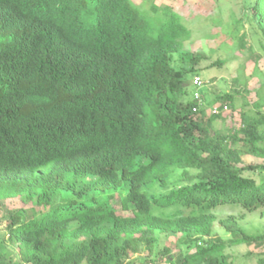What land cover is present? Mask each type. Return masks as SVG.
<instances>
[{
    "label": "trees",
    "instance_id": "obj_1",
    "mask_svg": "<svg viewBox=\"0 0 264 264\" xmlns=\"http://www.w3.org/2000/svg\"><path fill=\"white\" fill-rule=\"evenodd\" d=\"M158 1L0 0V200L33 203L0 232V264H264V233L227 217L223 237L212 212L264 208V93L257 116L210 133L176 63L203 59L185 50L186 1ZM247 10L264 48V0ZM235 47H250L245 34ZM216 97L213 115L233 109ZM170 234L178 253L162 246Z\"/></svg>",
    "mask_w": 264,
    "mask_h": 264
},
{
    "label": "rangeland",
    "instance_id": "obj_2",
    "mask_svg": "<svg viewBox=\"0 0 264 264\" xmlns=\"http://www.w3.org/2000/svg\"><path fill=\"white\" fill-rule=\"evenodd\" d=\"M160 1L158 2L160 3ZM185 1L183 16L194 32L192 38L185 42V50L192 56L203 58L193 64L185 55L176 56L178 66L189 68L185 76L187 82L185 99H192V92L195 89L192 80L194 76H200L206 81L202 88L206 100L202 124L208 127L210 133L228 134L233 128H237L242 123L249 121L251 117L257 116L255 104L263 101L264 48L261 46L262 36L256 21L247 10V4L254 0ZM204 5H210L209 11L203 7ZM228 30H232L230 36H224ZM241 34H245V45H250V47L245 50L236 49V47L234 49V43L237 42V38ZM221 38H226L225 45L227 46L222 45ZM206 39L216 40L217 43L214 42V45L218 46L220 43L222 47L219 45V48L211 53V44ZM219 59L226 60V63L212 64ZM258 91L261 92V95L258 94ZM225 92L234 97L233 109L217 116L211 114V109L214 106L224 103L223 100H217L216 96ZM261 131L264 134V125L261 127ZM247 160L254 161L250 156ZM254 177L258 180L260 176L255 174ZM149 191L159 194L163 190L158 186H152ZM114 203L117 205L118 211L124 213L117 198ZM20 208H26L27 215L30 217L33 203H26L21 197L0 200V232L4 233L11 214ZM153 211L155 214L165 217H175L191 212L190 209L185 208H154ZM212 212L217 218L216 231L223 237L228 235L220 227L218 221L227 217L234 218L248 233H264V208L247 211L239 206L224 205ZM161 241L162 246L168 244L173 248L174 253L179 252L175 235L170 234L167 241L161 237ZM249 249L246 245H240L234 246L230 251L237 255H244ZM253 264H258V262L255 261Z\"/></svg>",
    "mask_w": 264,
    "mask_h": 264
},
{
    "label": "built area",
    "instance_id": "obj_3",
    "mask_svg": "<svg viewBox=\"0 0 264 264\" xmlns=\"http://www.w3.org/2000/svg\"><path fill=\"white\" fill-rule=\"evenodd\" d=\"M203 84H204V81L202 80V78H201L200 76H195V77H194V79H193V85H194L195 87H197V90L194 92V99H195V101H196L197 104H198V106H197V105L193 106L192 110H193L194 112H196V111L198 110L199 105H202V104H203L202 95H201V93H200V91H199L200 87H201ZM227 109H228L227 105H224V106H223V110L225 111V110H227ZM220 111H221V109H220L219 107H214V108L212 109V112L215 113V114L219 113Z\"/></svg>",
    "mask_w": 264,
    "mask_h": 264
},
{
    "label": "clouds",
    "instance_id": "obj_4",
    "mask_svg": "<svg viewBox=\"0 0 264 264\" xmlns=\"http://www.w3.org/2000/svg\"><path fill=\"white\" fill-rule=\"evenodd\" d=\"M194 77H195V76H194ZM193 79H194V78H193ZM202 80H203V79H202ZM203 81H204V84H203V85L200 87V89H199V91H200V93H201V95H202L203 104H202V105H199L198 110L201 108V106L203 107V106H205V104H206L205 94H204V92L202 91V88L205 86L206 81H205V80H203ZM192 84H193V80H192ZM193 86H194V85H193ZM194 88H195V89H194L193 92H192V101H193V100L195 101V99H194V92L197 90V87L194 86ZM195 103H196V104H194L193 106L198 105L196 101H195ZM224 105H226V104H223V106H224ZM214 107H219V108L221 109L220 106H214ZM214 107H213V108H214ZM192 108H193V107H192ZM213 108H212V109H213ZM212 109H211V114H215V113L212 112ZM198 110H197V111H198ZM221 110H222V109H221ZM227 110H228V109H227ZM197 111H196V112H197ZM192 112H194V111L192 110ZM220 112H221V111H220ZM222 112H226V110H225V111L223 110ZM217 114H218V113H217Z\"/></svg>",
    "mask_w": 264,
    "mask_h": 264
}]
</instances>
